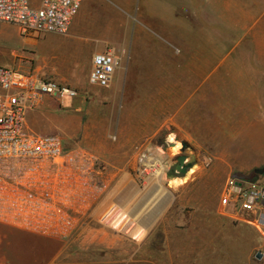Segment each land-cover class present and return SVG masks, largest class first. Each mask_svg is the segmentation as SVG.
<instances>
[{"label":"rangeland","instance_id":"374dc122","mask_svg":"<svg viewBox=\"0 0 264 264\" xmlns=\"http://www.w3.org/2000/svg\"><path fill=\"white\" fill-rule=\"evenodd\" d=\"M192 2L188 14L195 25V37L203 34L209 40V47H186V0H177L174 34L179 46L174 49L173 65L178 69L175 74L179 81H194V97L193 103L187 105L188 119H178L179 124L171 121L169 127L148 138L166 149L171 161L167 187L158 189V198L138 207L146 215L147 230L143 238L134 240L112 230L100 223L95 214L78 224L67 238L57 239L60 255L51 264H170V247L165 246L169 241L164 242L165 233L155 226L160 219L175 217L176 210L199 211L214 202L220 206L222 188L232 175L264 182V135L260 134L264 131V0H220L219 10L213 0ZM52 37L50 41L45 40L51 46L38 51L29 44L30 38L20 36L15 26L0 22V66L24 71L22 64L33 53V64L37 66L42 62L46 74L57 76L68 68L73 69L72 75L79 77L82 87L72 88L78 92L77 96L59 101H81V131L72 138L65 137V131L53 129L34 132L58 134L67 147H84L92 152L105 162L107 181L118 191L129 178L133 167L132 150L136 145L123 155L113 146L104 145L110 160L81 142L83 131H110L108 140L116 143L118 139L115 131L122 115L121 102L111 101L107 89L90 86L84 76L89 58L103 41H86L82 46L74 44L66 48L65 36ZM222 51L225 71L203 73L199 70L201 60L215 64L216 54ZM15 54L22 59L14 57ZM203 78L209 80L205 88L199 86ZM203 90L207 96H203ZM244 122L253 123L257 131H250L248 125V130L240 129ZM251 137V154L259 156L257 162L252 163L254 166H250L249 161L254 160V156L239 145L240 141ZM180 156L185 157V164L191 165L185 174L175 170ZM191 170L193 173L187 178ZM170 232L168 229V237Z\"/></svg>","mask_w":264,"mask_h":264},{"label":"crops","instance_id":"0c3cea01","mask_svg":"<svg viewBox=\"0 0 264 264\" xmlns=\"http://www.w3.org/2000/svg\"><path fill=\"white\" fill-rule=\"evenodd\" d=\"M29 1L32 6L39 5V0ZM213 1L219 10L220 0ZM191 3L192 0H186V47L192 49L195 45L201 49L208 48L207 37L203 34L195 37V25H192V17L188 14ZM176 7L177 0H82L67 34L47 33L28 40L31 47L38 51L51 46L45 40L50 41L52 36H65L63 43L66 48L74 44L82 46L86 41H103L94 54L106 50L120 54V67L107 89L111 101L118 99L122 104V115L119 116L118 129L115 131L117 142L108 140L110 131H83L81 139L86 147H92L105 159L111 160V157L103 149L104 145L113 146L121 154L129 152L135 145L134 149L151 142L148 138L169 127L172 122L179 124L176 122L178 119H188L186 109L189 103H193L194 81H179L175 74L178 69L173 65V56L176 54L174 49L179 46L178 37L174 34ZM94 54L86 65L84 76L87 82ZM216 55L215 64L214 61L209 63L201 60L199 70L203 73L225 71L226 67L221 62L225 60V53L222 51ZM14 57L21 58L16 54ZM28 58L22 64L23 72L52 79L70 88L82 87L79 77L72 75V68L65 70L62 75L52 76L46 74L42 62L37 66L33 64V53ZM207 84L209 80L203 78L199 86L205 88ZM202 94L207 96L206 90ZM59 99L45 96L38 109L27 114L26 124L33 131L53 129L65 131L63 135L68 138L75 136L81 131V101ZM245 124L242 123L240 129L246 131L250 126V131H257L253 123ZM260 134L264 135V131ZM252 139H244L239 144L240 148L246 147L248 155L253 152L250 147ZM253 158L249 159L250 166H254L252 163L259 159L258 153ZM202 207L199 211L176 210L177 214L171 217L172 220L164 216L156 223V230L165 233L164 242L169 241L165 246L170 247V264H264V225L236 220L231 212L224 211L217 202ZM168 229L171 231L169 237ZM257 254L261 258H257ZM59 255L60 243L56 238L44 237L19 226L0 222V264H51Z\"/></svg>","mask_w":264,"mask_h":264},{"label":"built area","instance_id":"2783aa9c","mask_svg":"<svg viewBox=\"0 0 264 264\" xmlns=\"http://www.w3.org/2000/svg\"><path fill=\"white\" fill-rule=\"evenodd\" d=\"M81 2L39 0L32 6L29 0H0V22L15 26L22 37L65 35ZM120 64L117 52L94 54L88 84L108 89ZM48 95L72 98L78 92L52 79L0 66V222L65 239L96 214L112 230L142 239L147 225L139 208L167 187L168 151L152 142L138 145L127 183L114 191L103 160L84 147H67L58 134L42 135L28 127L27 114ZM220 206L236 220L264 225V182L228 177Z\"/></svg>","mask_w":264,"mask_h":264},{"label":"water","instance_id":"95a60500","mask_svg":"<svg viewBox=\"0 0 264 264\" xmlns=\"http://www.w3.org/2000/svg\"><path fill=\"white\" fill-rule=\"evenodd\" d=\"M190 164H185V157L184 156H180L178 157V163L175 166V170L179 173L185 174L188 169L190 168ZM257 258H261L260 254H257L256 256Z\"/></svg>","mask_w":264,"mask_h":264},{"label":"bare ground","instance_id":"6f19581e","mask_svg":"<svg viewBox=\"0 0 264 264\" xmlns=\"http://www.w3.org/2000/svg\"><path fill=\"white\" fill-rule=\"evenodd\" d=\"M173 150H175V151H177V149L176 148H173ZM193 173V170H191L190 172H188V174H187V178L191 175ZM179 180L178 181H175V184H179ZM164 189V188H163ZM158 191H160V190H158Z\"/></svg>","mask_w":264,"mask_h":264}]
</instances>
